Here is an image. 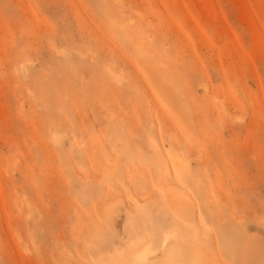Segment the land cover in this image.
<instances>
[{
    "label": "rangeland",
    "instance_id": "374dc122",
    "mask_svg": "<svg viewBox=\"0 0 264 264\" xmlns=\"http://www.w3.org/2000/svg\"><path fill=\"white\" fill-rule=\"evenodd\" d=\"M0 264H264V0H0Z\"/></svg>",
    "mask_w": 264,
    "mask_h": 264
},
{
    "label": "bare ground",
    "instance_id": "6f19581e",
    "mask_svg": "<svg viewBox=\"0 0 264 264\" xmlns=\"http://www.w3.org/2000/svg\"><path fill=\"white\" fill-rule=\"evenodd\" d=\"M141 53V52H140ZM144 53V52H143ZM143 55V54H142ZM159 77V76H158ZM159 79V78H158ZM157 81V80H156ZM158 82V81H157ZM157 85V84H156ZM155 85V86H156ZM157 87H159V86H157ZM165 87H163V85L162 84H160V89H164ZM160 89H158L159 91H160ZM184 200L182 199V198H180V199H177V200H173L172 201V205L176 208V210L177 211H180V209H181V206H182V202H183ZM185 202V201H184ZM187 204L188 205H190L189 203H185L184 204V208L187 206ZM186 205V206H185ZM189 207H191V205L190 206H188L187 208L191 211V209L189 208ZM186 210V209H185ZM189 210H186V212H189ZM182 211V210H181ZM180 211V212H181ZM179 212V213H180ZM185 212V213H186ZM191 249V251H195V249H192V248H190ZM189 251V250H188ZM147 252H148V249L147 248H145L140 254H137V258H138V260L140 261V260H143V258H145L146 257V255H147ZM198 262V260H195V262Z\"/></svg>",
    "mask_w": 264,
    "mask_h": 264
}]
</instances>
